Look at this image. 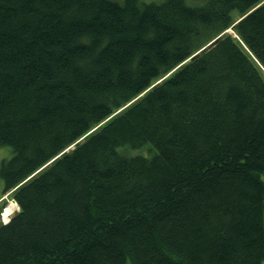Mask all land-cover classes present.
<instances>
[{"label":"trees","instance_id":"1","mask_svg":"<svg viewBox=\"0 0 264 264\" xmlns=\"http://www.w3.org/2000/svg\"><path fill=\"white\" fill-rule=\"evenodd\" d=\"M200 2L0 0V264H263L264 1Z\"/></svg>","mask_w":264,"mask_h":264},{"label":"rangeland","instance_id":"2","mask_svg":"<svg viewBox=\"0 0 264 264\" xmlns=\"http://www.w3.org/2000/svg\"><path fill=\"white\" fill-rule=\"evenodd\" d=\"M142 1H155V2H158V1H162V0H142ZM189 1V4H201L200 1L202 0H187ZM264 1V0H262ZM234 17L235 19L238 17V13H234ZM229 32H232V29L229 28ZM11 154V148L8 146V145H2L0 144V162H1V159L2 158H6L8 156H10ZM261 178L264 180V174L261 175ZM3 185V182L2 180L0 179V189ZM8 207V214L9 216H4L2 215V210L5 208V207ZM19 210V205L18 203L15 202L14 199H12V197L10 196V192H6L4 194H1L0 195V221L3 223L4 220L7 218H9L11 215H13V212H16ZM264 264V262H263Z\"/></svg>","mask_w":264,"mask_h":264},{"label":"bare ground","instance_id":"3","mask_svg":"<svg viewBox=\"0 0 264 264\" xmlns=\"http://www.w3.org/2000/svg\"><path fill=\"white\" fill-rule=\"evenodd\" d=\"M5 214H7V216H9V214H8V207L7 206L2 210V215L5 216Z\"/></svg>","mask_w":264,"mask_h":264},{"label":"snow or ice","instance_id":"4","mask_svg":"<svg viewBox=\"0 0 264 264\" xmlns=\"http://www.w3.org/2000/svg\"><path fill=\"white\" fill-rule=\"evenodd\" d=\"M5 216H7V214H5ZM9 223V220L6 218L5 220H4V224H8Z\"/></svg>","mask_w":264,"mask_h":264}]
</instances>
